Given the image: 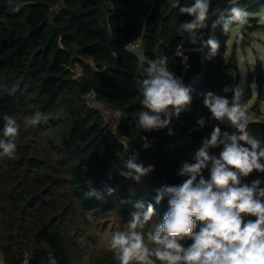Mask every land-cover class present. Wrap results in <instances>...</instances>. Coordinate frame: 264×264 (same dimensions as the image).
<instances>
[{
    "label": "trees",
    "instance_id": "trees-1",
    "mask_svg": "<svg viewBox=\"0 0 264 264\" xmlns=\"http://www.w3.org/2000/svg\"><path fill=\"white\" fill-rule=\"evenodd\" d=\"M194 0H180L190 6ZM172 0H0V137L4 116L16 119L19 135L15 157L0 158V253L4 264H41L52 256L57 264H82L77 233L93 224L104 200H115L123 215L141 214L151 203L154 225L162 222L169 209L166 196L155 202L162 186L180 185L187 177L177 173L184 162L195 163L203 138H210L215 126L235 131L212 118L203 104V95L213 92L230 100L239 80L235 48L227 58L233 30L235 43L246 32L259 29L264 0H210L206 28L195 37L204 47L210 36L220 43L215 57L205 48L204 70L190 87L192 102L180 116L172 118L169 129L146 132L137 127L142 93L137 81L145 78L148 62L167 57L168 68L183 77L187 66L178 55L188 34L179 25L192 17L171 7ZM16 4L21 5L14 11ZM239 6L248 13L245 25L229 33L212 25L222 11ZM143 38L148 51L143 58L126 50V44ZM86 59L94 66L86 64ZM83 74L77 78L75 67ZM94 67V68H93ZM247 82L259 91L264 87L260 59ZM229 91L225 92L224 89ZM253 90L240 94L246 107ZM90 97L121 113L117 136L103 113L89 103ZM40 114V123L25 126V118ZM204 118L205 126L197 121ZM249 131L264 148V122H249ZM147 137L148 148L144 147ZM121 138H125L123 144ZM126 139L134 145L137 163L154 165L140 183L110 170L125 150ZM247 146V145H245ZM223 146L209 149L220 152ZM2 151V150H0ZM132 151V150H131ZM134 153V150L132 151ZM219 157V156H218ZM210 168L202 171L210 179ZM199 179V177L197 178ZM259 179L253 171L242 183ZM142 203V207L138 204ZM196 231H199V225ZM192 243L185 240L186 246ZM94 264H118L113 255Z\"/></svg>",
    "mask_w": 264,
    "mask_h": 264
},
{
    "label": "clouds",
    "instance_id": "clouds-1",
    "mask_svg": "<svg viewBox=\"0 0 264 264\" xmlns=\"http://www.w3.org/2000/svg\"><path fill=\"white\" fill-rule=\"evenodd\" d=\"M21 5L16 4L14 11ZM171 7L179 9L192 19L179 25L178 32L188 34L194 42L198 30L206 28L210 0H194L190 6H180V0H172ZM222 11L212 27L222 26L224 33L233 26H243L249 13L232 6ZM204 47L209 49L208 58L215 57L220 48L219 41L210 36ZM180 55V53H178ZM185 60L187 57L184 58ZM142 80L137 81L142 93L141 105L146 111L139 112L137 127L146 132L169 129L172 118L188 110L192 96L191 89L184 85L182 78L168 68L167 57L148 62ZM229 91L228 88L224 89ZM203 95V104L209 109L213 119L227 121L235 129L232 133L222 132L215 126L210 138L202 139V146L195 153V163L184 162L178 175L187 177L180 185L162 186L155 196L156 204L168 197L169 209L162 222L155 224L147 233L153 245L145 243L143 229L152 220L155 210L151 203L143 214L136 212L124 231L109 233L106 237L108 248L113 252L118 264H264V188L256 179L242 183L253 171L264 173V148L261 141L249 131V117L241 105L240 92L234 90L231 102L228 98L213 92ZM5 125L0 137V158L15 157L19 124L11 116H4ZM25 126L40 123V114L25 118ZM199 128L205 126L204 118L197 121ZM148 148L147 137L142 138ZM125 138H121L123 144ZM223 146L219 157L210 155L209 149ZM247 145V146H245ZM125 149L128 143L124 145ZM133 153L123 161L126 169L120 174L140 183L148 176L154 165L137 163ZM211 164L210 179H205L202 171ZM199 177V179H197ZM142 203L138 207H142ZM255 217L247 220L244 217ZM199 225V231H196ZM192 243L185 247L182 241Z\"/></svg>",
    "mask_w": 264,
    "mask_h": 264
},
{
    "label": "rangeland",
    "instance_id": "rangeland-1",
    "mask_svg": "<svg viewBox=\"0 0 264 264\" xmlns=\"http://www.w3.org/2000/svg\"><path fill=\"white\" fill-rule=\"evenodd\" d=\"M260 22L259 29L254 32H246V36L243 41L235 43L237 35L241 32L240 28L233 30L232 39L228 44L227 58L231 56V53L235 48L236 58L238 61L239 72L233 73L235 79L239 80L238 90L242 94L247 89L253 90V99L250 103L244 107L249 122L260 121L264 122V87L262 91H259L255 84H249L247 78L250 74L256 72V62L258 59L262 61L264 67V12L258 16ZM189 48L192 46H199L197 40L194 38V42L190 39L186 41V45ZM205 49L204 47H201ZM86 64L94 66V63L90 59H86ZM94 68V67H93ZM76 77L79 78L83 74V69L80 66L75 67ZM90 105L94 108L99 109L108 123L111 130L120 136L117 132L118 124L120 121L121 113L117 110L104 106L101 102L95 100L94 97L89 99ZM226 125H230L227 121L224 122ZM128 143L127 150L136 152V148L126 139ZM131 151V152H132ZM222 150L220 149V152ZM220 152H212L213 155L219 156ZM133 153V152H132ZM137 154V153H136ZM134 214V213H133ZM132 214V215H133ZM131 216L123 215L120 212L119 204L115 200H104L99 213L96 215L93 224H90L87 228L81 227L79 234L77 233L76 240L80 246V254L82 255V264H94L97 260L113 255V252L109 250L106 237L109 233L115 231H124L127 229V223L131 219ZM245 222L247 220H254L255 217L246 216L244 217ZM152 222H148L143 229H137L143 231L145 234V243L152 247L153 245L147 238V233L154 228ZM185 247V240L182 241ZM0 264H4L3 255L0 253ZM157 264L159 262L157 261Z\"/></svg>",
    "mask_w": 264,
    "mask_h": 264
},
{
    "label": "water",
    "instance_id": "water-1",
    "mask_svg": "<svg viewBox=\"0 0 264 264\" xmlns=\"http://www.w3.org/2000/svg\"><path fill=\"white\" fill-rule=\"evenodd\" d=\"M205 49L199 46H184L180 49V55L187 59L185 60V64L187 69L184 72L182 77V81L185 86H188L192 82L196 81L204 70V55Z\"/></svg>",
    "mask_w": 264,
    "mask_h": 264
},
{
    "label": "built area",
    "instance_id": "built-area-1",
    "mask_svg": "<svg viewBox=\"0 0 264 264\" xmlns=\"http://www.w3.org/2000/svg\"><path fill=\"white\" fill-rule=\"evenodd\" d=\"M125 47L127 51L138 55L140 58H143L148 51V47L143 38H139L134 41H131L127 43ZM132 154L133 153L131 151L125 150L121 155H119L117 162L111 166L110 170H115V169L117 170L123 168V161L126 160ZM27 263L28 260H26L25 264ZM41 264H57V263L52 256H49L43 258Z\"/></svg>",
    "mask_w": 264,
    "mask_h": 264
},
{
    "label": "crops",
    "instance_id": "crops-1",
    "mask_svg": "<svg viewBox=\"0 0 264 264\" xmlns=\"http://www.w3.org/2000/svg\"><path fill=\"white\" fill-rule=\"evenodd\" d=\"M261 162L264 163V160H262ZM261 181L263 182V180H261ZM262 182H261V183H262Z\"/></svg>",
    "mask_w": 264,
    "mask_h": 264
}]
</instances>
